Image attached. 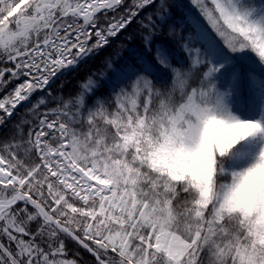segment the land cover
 I'll use <instances>...</instances> for the list:
<instances>
[{
  "label": "snow or ice",
  "instance_id": "snow-or-ice-1",
  "mask_svg": "<svg viewBox=\"0 0 264 264\" xmlns=\"http://www.w3.org/2000/svg\"><path fill=\"white\" fill-rule=\"evenodd\" d=\"M190 2L0 0V264H264V0Z\"/></svg>",
  "mask_w": 264,
  "mask_h": 264
},
{
  "label": "trees",
  "instance_id": "trees-1",
  "mask_svg": "<svg viewBox=\"0 0 264 264\" xmlns=\"http://www.w3.org/2000/svg\"><path fill=\"white\" fill-rule=\"evenodd\" d=\"M170 2H176L180 5L179 8L174 9L173 10V14L175 16H179L181 12L187 13V12H191V15L195 16L197 19L200 20V22L202 24L205 25L206 28L209 29V31H211L210 26L207 25V22L203 20L202 17H200L198 10L196 8H192L190 7L188 4V0H170ZM136 30V25H133V27L131 29H129L130 33H134ZM167 32V29L165 28V33ZM185 34H188V29L185 30ZM128 33H125L124 36H127ZM160 39L163 40H167L170 39L169 37H167L164 33L158 34ZM124 36H122L119 40H116L113 44V47L111 49H108L106 53L102 54L103 55H107V54H114V51H121V55L124 56L125 58L128 57L129 53L127 51H122L120 50L117 46L120 44H124L125 48L128 47H137L141 45V40L139 38L138 35H134L133 39L131 41H125ZM213 36H215V34L213 33ZM216 39L218 40V42L221 43V45L223 46V42L219 40L218 37H216ZM99 62H100V58H97V60L94 62L93 66H99ZM240 67H239V71H240V87H241V95L242 98H246L247 94H248V89L250 87L249 85V81L247 79V73L249 71H253L250 68L246 69L244 67V65L240 62H237ZM256 74L258 76H260L261 74H258L256 72ZM231 73L228 74V78H230ZM81 76H83V73H81ZM75 83V81H73V84Z\"/></svg>",
  "mask_w": 264,
  "mask_h": 264
},
{
  "label": "rangeland",
  "instance_id": "rangeland-1",
  "mask_svg": "<svg viewBox=\"0 0 264 264\" xmlns=\"http://www.w3.org/2000/svg\"><path fill=\"white\" fill-rule=\"evenodd\" d=\"M188 3H189L188 5H189L190 7L195 8V6L191 4L190 0H188ZM240 63H241V62H240ZM243 65H244V67H245L246 69L250 68L251 70L254 71V69H252L249 65H247V64H243ZM257 73L260 74L258 71H257Z\"/></svg>",
  "mask_w": 264,
  "mask_h": 264
}]
</instances>
